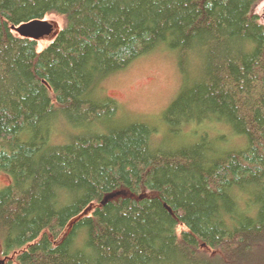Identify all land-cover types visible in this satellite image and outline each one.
<instances>
[{
	"label": "trees",
	"instance_id": "trees-1",
	"mask_svg": "<svg viewBox=\"0 0 264 264\" xmlns=\"http://www.w3.org/2000/svg\"><path fill=\"white\" fill-rule=\"evenodd\" d=\"M257 1L0 0L3 264H264ZM49 14L63 23L40 50L11 29ZM161 46L178 140L103 87Z\"/></svg>",
	"mask_w": 264,
	"mask_h": 264
},
{
	"label": "rangeland",
	"instance_id": "rangeland-1",
	"mask_svg": "<svg viewBox=\"0 0 264 264\" xmlns=\"http://www.w3.org/2000/svg\"><path fill=\"white\" fill-rule=\"evenodd\" d=\"M260 21L264 23V0H258L253 7ZM53 26V32L37 39V50L49 43L59 31L63 18L55 14L45 16ZM181 77L176 67L175 54L163 46L141 56L129 68L107 77L103 82L107 94L116 98L120 111L130 121H140L161 127V134L170 140L183 138L182 132H168V126L160 123L166 107L177 96ZM206 130V126H204ZM198 136L202 129L199 127ZM188 133L186 134V137ZM0 174V186L7 183Z\"/></svg>",
	"mask_w": 264,
	"mask_h": 264
},
{
	"label": "water",
	"instance_id": "water-1",
	"mask_svg": "<svg viewBox=\"0 0 264 264\" xmlns=\"http://www.w3.org/2000/svg\"><path fill=\"white\" fill-rule=\"evenodd\" d=\"M11 29L21 37L37 40L41 37L48 36L53 32L52 24L45 19H34L23 22L19 25H11ZM1 252V245H0ZM0 264L3 261L0 259Z\"/></svg>",
	"mask_w": 264,
	"mask_h": 264
}]
</instances>
